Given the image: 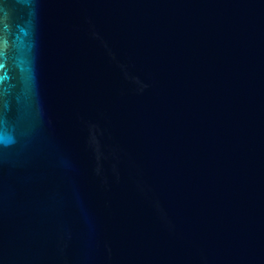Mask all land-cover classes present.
I'll return each mask as SVG.
<instances>
[{
    "label": "water",
    "instance_id": "obj_1",
    "mask_svg": "<svg viewBox=\"0 0 264 264\" xmlns=\"http://www.w3.org/2000/svg\"><path fill=\"white\" fill-rule=\"evenodd\" d=\"M0 264H264V0H0Z\"/></svg>",
    "mask_w": 264,
    "mask_h": 264
}]
</instances>
